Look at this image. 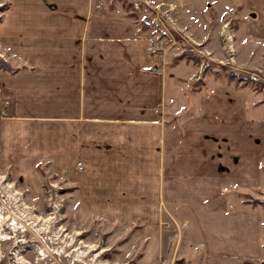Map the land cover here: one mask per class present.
<instances>
[{
  "label": "crops",
  "instance_id": "1",
  "mask_svg": "<svg viewBox=\"0 0 264 264\" xmlns=\"http://www.w3.org/2000/svg\"><path fill=\"white\" fill-rule=\"evenodd\" d=\"M6 1L0 166L34 190L43 169L59 173L94 215L138 224L149 251L168 212L202 263L264 258L262 205L245 196L264 186V88L219 65L198 77L192 57L167 60L173 38L152 55L167 0H138L141 13L125 0ZM182 1L168 9L179 33L217 48L211 22L235 14L240 67L264 62V0Z\"/></svg>",
  "mask_w": 264,
  "mask_h": 264
},
{
  "label": "rangeland",
  "instance_id": "2",
  "mask_svg": "<svg viewBox=\"0 0 264 264\" xmlns=\"http://www.w3.org/2000/svg\"><path fill=\"white\" fill-rule=\"evenodd\" d=\"M125 1L135 13L143 8L137 0ZM167 1L169 3L162 9H167L168 14L160 12L161 21L165 22L167 29L177 31L179 25L172 17V10L168 9L173 6L177 10L182 4L172 3L174 0ZM6 6L7 1L0 0V19ZM225 17L222 22H211L220 27V35L217 31L214 34L222 43L217 48L195 39L196 42L193 33H185L188 30L179 29L180 33H171L164 29L161 34L155 31L153 35L159 41L163 37L175 39L173 46L177 47L172 51L165 50L167 60L176 55L195 58L198 77H203L210 67L219 69V66H223L221 70L228 71L230 77L244 76L247 78L241 79L258 83L264 88V80H256L249 74L250 71L264 68V62L252 67H240L236 42L239 23L235 14ZM226 34L232 39L233 55L228 51ZM188 36L190 43L184 40ZM160 44L164 47L161 41ZM214 53L222 57H215ZM2 57L0 60L8 65L4 60L5 55ZM207 62L210 64L204 69ZM239 74L242 76L239 77ZM12 170L11 167L0 166V208L8 216L1 231L4 236L0 238V264H205L201 261L200 246L184 236L181 223L171 213L167 212L168 219L162 222L164 230L158 248L149 251L150 239L139 235L138 224L124 227L118 222L94 215L78 201L76 184L64 179L59 173L43 169L42 189L34 190L20 181ZM9 195L14 196L15 200ZM245 196L248 203L261 204L264 215V186L246 192ZM13 219L21 226H14ZM249 264H264V258L250 261Z\"/></svg>",
  "mask_w": 264,
  "mask_h": 264
},
{
  "label": "built area",
  "instance_id": "3",
  "mask_svg": "<svg viewBox=\"0 0 264 264\" xmlns=\"http://www.w3.org/2000/svg\"><path fill=\"white\" fill-rule=\"evenodd\" d=\"M138 1V0H137ZM139 4V1L137 2ZM138 6V5H137ZM160 10V9H159ZM156 23L160 24L161 23V19H156ZM190 37L188 36L187 39H189ZM186 39V37H184L185 42H189ZM226 39H227V48L228 51L230 52V55H233V44H232V39L231 37L226 34ZM190 40V39H189ZM191 41V40H190ZM190 43V42H189ZM148 50L150 51V53L154 56H161L164 53V47H162V45L160 44V41L157 39V37H155L154 35H150L148 36ZM232 58V57H230ZM222 61V60H221ZM209 62L206 63L205 68H208L209 66ZM253 78H255L256 80H264V68H258L257 71H250L249 73Z\"/></svg>",
  "mask_w": 264,
  "mask_h": 264
},
{
  "label": "bare ground",
  "instance_id": "4",
  "mask_svg": "<svg viewBox=\"0 0 264 264\" xmlns=\"http://www.w3.org/2000/svg\"><path fill=\"white\" fill-rule=\"evenodd\" d=\"M10 196V195H9ZM12 196V195H11ZM10 196V197H11ZM9 198V197H8ZM13 199V201L15 200L14 196L11 197ZM6 219H8V216L7 215H4L3 214V210L2 208H0V238L2 239L4 234L1 233L2 229H3V225L6 224ZM14 226H17V227H20V223L17 221V220H14L13 219V223H12ZM15 228V227H13ZM17 230V228H15ZM7 238V237H6Z\"/></svg>",
  "mask_w": 264,
  "mask_h": 264
},
{
  "label": "trees",
  "instance_id": "5",
  "mask_svg": "<svg viewBox=\"0 0 264 264\" xmlns=\"http://www.w3.org/2000/svg\"><path fill=\"white\" fill-rule=\"evenodd\" d=\"M0 67L3 69L12 70L6 63H4L2 60H0ZM246 264H249V262H246Z\"/></svg>",
  "mask_w": 264,
  "mask_h": 264
},
{
  "label": "flooded vegetation",
  "instance_id": "6",
  "mask_svg": "<svg viewBox=\"0 0 264 264\" xmlns=\"http://www.w3.org/2000/svg\"><path fill=\"white\" fill-rule=\"evenodd\" d=\"M3 230V229H2Z\"/></svg>",
  "mask_w": 264,
  "mask_h": 264
}]
</instances>
